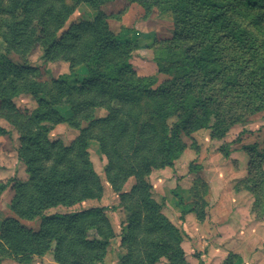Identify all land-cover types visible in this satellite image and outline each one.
<instances>
[{
	"label": "trees",
	"instance_id": "obj_1",
	"mask_svg": "<svg viewBox=\"0 0 264 264\" xmlns=\"http://www.w3.org/2000/svg\"><path fill=\"white\" fill-rule=\"evenodd\" d=\"M74 1L98 9L112 0ZM151 3L170 10L175 24L172 38L155 51L160 82L137 75L131 64L135 45L114 35L104 16L62 30L75 9L66 0H0V39L7 53L23 57L38 48L45 62L62 61L70 70L84 71L77 84L65 76L41 81L38 67L0 57V116L19 133L18 157L26 173V179L12 184L10 208L19 219H40L37 231L15 218L4 219L0 251L20 261L50 255L56 264H107L115 231L103 208L45 214L102 198L88 153L94 141L107 162L106 182L125 213L119 264L163 259L190 264L184 236L163 214L148 177L155 169L172 167L185 148L181 135L211 129L213 138L224 136L222 100L228 96L223 94L264 108V0ZM20 93L30 94L36 108L18 112L11 98ZM62 106H68V118L60 113ZM99 109L106 114L96 117ZM63 123L78 130L68 146L49 138ZM130 179L134 184L123 191ZM4 190L0 186V194Z\"/></svg>",
	"mask_w": 264,
	"mask_h": 264
},
{
	"label": "rangeland",
	"instance_id": "obj_2",
	"mask_svg": "<svg viewBox=\"0 0 264 264\" xmlns=\"http://www.w3.org/2000/svg\"><path fill=\"white\" fill-rule=\"evenodd\" d=\"M151 1L112 0L94 9L86 3L76 4L74 0H66L75 9L62 30H66L71 23L104 16L114 35L120 40L129 39L135 45L131 64L137 75L156 76L160 82L163 76L157 74L153 61L155 51L163 45L161 42L172 38L175 24L170 10L152 6ZM0 57L38 67L41 81L65 76L69 84H77L84 74L83 67L70 70L68 64L62 61L45 62L38 48L23 57L7 53L1 39ZM213 92L217 97L222 95L218 89ZM223 95L228 96L222 100L224 121L227 123L224 136L213 138L211 129L181 135L185 146L181 155L172 167L153 170L148 181L154 199L162 205L163 214L182 232V248L190 264H224L231 256L232 264H264V108L258 106L259 103L251 104L233 94ZM11 102L21 114L36 108L35 99L28 93L17 94ZM58 109L65 118L69 117L68 106ZM105 114L99 109L95 116ZM77 136L78 130L66 123L55 126L49 133L51 140H60L66 146ZM18 149V131L0 116V186L5 187L0 194V225L6 218H15L20 224L37 231L40 219H19L10 208L13 182L26 179ZM88 153L103 186L102 198L71 208H54L45 214L103 208L115 231L105 262L119 264L124 254L121 239L126 229L125 213L120 206L119 195L106 182L104 169L107 162L98 144L90 141ZM133 184L134 180L130 179L123 191H129ZM0 264L56 263L50 255L20 261L3 250L0 251ZM159 264L167 262L163 259Z\"/></svg>",
	"mask_w": 264,
	"mask_h": 264
}]
</instances>
